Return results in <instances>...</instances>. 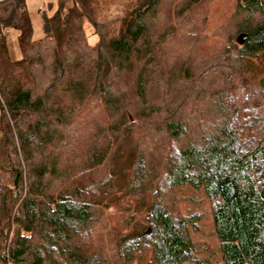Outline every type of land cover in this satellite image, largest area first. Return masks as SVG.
<instances>
[{"label": "trees", "instance_id": "trees-1", "mask_svg": "<svg viewBox=\"0 0 264 264\" xmlns=\"http://www.w3.org/2000/svg\"><path fill=\"white\" fill-rule=\"evenodd\" d=\"M113 1L56 0L50 16L41 12L42 38L37 41L31 39L24 0L0 3V28L17 32L20 53L19 59L11 60L6 40H0V172L11 176L9 186L0 185V250L19 199L15 222L36 235L38 242L33 248V237L16 233L6 255L0 254V263L43 264L48 256L51 264H100L81 243L82 231L95 224L93 206L108 200L107 207L119 199L115 195L109 199L110 194L127 196L139 189L147 194L137 201L139 209L127 206L129 219L123 224L132 222V229L118 240L124 264L133 260V253L141 256L144 251L150 253L151 264H201L187 234L192 224L159 200L165 190L184 186L200 189L212 203L210 214L223 264H264V98L255 92L264 89V72L255 75L258 62L250 60L264 55V0H237L235 11L244 19L231 42L236 57L230 58L227 72L219 73L223 86L210 91L209 85L199 83L195 101L188 105L181 102H185L184 85L194 80L192 70L182 62L167 73L163 33L152 38L146 24L160 0H134L132 9L105 21L106 6ZM85 25L96 38L93 44L88 43ZM241 34L245 38L238 45ZM41 42L49 51L50 74L38 92L33 68L40 59L31 52ZM225 54L228 58L231 53ZM164 74L169 79L165 87L172 86L179 101L160 109L149 103L148 87L165 82ZM247 76L253 77L250 83ZM86 100L103 105V124L92 138H84L81 163L61 160L63 147L59 145L61 154L55 152L60 135L75 115L73 106L82 108ZM199 105H208L206 111L197 113ZM190 114L196 122L215 119L202 130L204 125L191 124ZM135 128L162 132L160 142L183 144L173 149L168 161L169 149H153L151 163L137 146L124 148ZM40 156L49 161L41 162ZM116 159L126 162L111 168L108 177L98 172L102 179L93 182L88 173H96L104 162L115 164ZM158 159L165 160L160 174ZM22 165L28 182L21 198ZM85 170L88 178L81 184L79 171ZM45 175L61 179V188L52 190L43 181ZM146 195L154 201H146Z\"/></svg>", "mask_w": 264, "mask_h": 264}, {"label": "rangeland", "instance_id": "rangeland-1", "mask_svg": "<svg viewBox=\"0 0 264 264\" xmlns=\"http://www.w3.org/2000/svg\"><path fill=\"white\" fill-rule=\"evenodd\" d=\"M236 2L237 0H160L158 6L155 8L153 16L151 17L148 15L146 24L149 27L150 33L153 34L152 38H157V36L162 33L164 36L163 41L166 43L165 47L167 46L165 54L166 59H164L165 71L167 73L169 70L173 71V68L179 67L182 62H184L187 68L193 71L190 72V75L194 76V80L190 81V83H186L183 88L185 102H181L182 105L195 101L194 98H196V94L198 93L196 88L199 86V83L209 85L208 90L210 91L213 90V87L217 88L223 86L220 85V83L223 82L224 78L219 76V73L220 71L227 72L230 58L236 57L235 51L231 49V42L237 34L235 32L236 28L239 27L241 20L244 19L242 15L235 11ZM134 5V0H114L111 5L106 6L107 14L104 20L107 21L119 18L128 10L132 9ZM25 6L28 11H42L46 16H50L56 10L57 3L56 0H25ZM38 18L39 17L32 19L33 24ZM84 27L88 35V43H95L96 38L91 34V28L86 27V25ZM16 37L17 32L13 29L10 30L9 38L6 40V47L11 60L20 58ZM41 38L42 35L40 33V39ZM227 51L231 53L228 58H226L227 54H225ZM34 53H36L40 59L33 68L35 77L34 89L38 92H42L49 80V51L45 49L44 43L41 42L40 45H35V49H33V53L31 52V54ZM250 60L254 63L258 62L253 71V73H256H254L255 75L264 72V55L260 56L257 60L254 58H250ZM205 68L209 69L206 70ZM204 69L206 71H204ZM164 76L165 82L161 80L152 82L148 87L149 103H154V105L160 109H163L166 105L176 104V102L179 101L177 95L174 94L173 87H165L169 79L167 75L164 74ZM198 76L202 79L197 78ZM252 78L253 77L247 76L246 81L250 83ZM190 87L194 88V91L190 92ZM179 88L178 86L176 90H179ZM255 92L258 95L261 94L260 96L264 98V89L261 91L256 89ZM205 97H207L206 93ZM261 104L263 105L264 102H261ZM207 106L208 105H199L197 107V113L205 112ZM83 107L78 109L73 106L75 115L70 118L68 127H66L60 135L61 139L58 137V139H60L58 141L60 144L56 146L55 152L58 151L56 152L57 154L62 153L59 145L63 147L65 151V153L60 156L61 160H77V162L81 163L84 160V155L82 153L85 150V145H83L84 140L86 137L94 135L95 129L101 127L103 124V115L105 114L102 112L103 105L99 101L86 100ZM184 108L183 106V109ZM182 113L184 114V112ZM182 113L181 118L184 119ZM127 115L129 117V122H132L130 115L128 113ZM192 116L193 115L190 114L188 118L191 124L194 125L193 122H195L197 125H204L202 130L215 119L210 117L211 120L209 122L208 119H206L205 122L196 119V122L192 121ZM262 116L264 117V114H262ZM161 135H163L162 132H157L155 130L135 128L132 141L129 143L125 141L123 145L124 148L128 146H137L140 151H143L144 155L148 156L147 160L151 163L155 161V155H152L153 149H165L166 152L169 149L167 153L168 161L174 154L173 149L183 143H175L170 139L160 142L159 139ZM99 140L100 137L97 138L95 144L99 145ZM73 157L74 159H72ZM18 158L19 162L23 163L21 155L18 154ZM42 158L43 156H40L41 162L49 161ZM1 162H5V160L1 158ZM125 162L126 160L123 159H116L115 164L111 162L106 164L104 162V164L96 168V173H94V171L88 173L87 170L79 171V182L83 184L87 181L88 177L85 176L86 172L92 175L90 177L93 182H99L102 179V173L97 174L98 172L102 171L103 174L108 177V171L109 173L112 172L111 168L120 167L121 164ZM164 163V159H158L159 174L163 170ZM3 165L6 166L7 164L3 163ZM25 168V165L19 168L24 176L21 198L26 192L28 182L27 170ZM10 181L11 176L8 173L0 172V185L9 186ZM43 181L50 183L52 190L58 191L61 188V179H51L49 176L45 175ZM52 190L51 192H53ZM145 194L147 193L140 194L139 189H136L127 196H123L122 193H114L110 194L108 198L111 199L114 195L116 197L118 196L119 199L115 204L111 201V203L105 207L104 205L108 200H104L101 204L93 206V209L96 210L95 224L82 231L81 243L85 245V249L89 251L91 255H95L100 264H124L120 259L118 240L125 234V231L132 229V222L129 225L123 224V220L129 219L130 211L127 210V206L131 205L133 207L132 210H134V207L139 209L137 201H139L141 197L144 198ZM1 196L2 194L0 193V198ZM145 200L148 202L154 201L149 195H146ZM159 200L169 205L172 213L188 220L189 224H192L188 226L187 234L194 249L195 258L200 261L201 264H223L210 214L212 203L205 199L202 191L200 189L184 186L172 187L165 190L163 196H160ZM20 202L21 199H19L13 207L10 213L11 218L8 220V226L4 229L3 234L6 239L5 246L3 247L4 249L2 248L0 250V254H4V256L16 233L22 237H33L31 241V246L33 248L38 245V242H36V235L32 236L31 233L24 232L15 222V217L18 213L17 207ZM127 203L129 205H127ZM5 206H8V202H6ZM146 234V236L149 235L148 229ZM46 257L43 258L42 263L51 264ZM149 261L150 253L144 251L141 256L137 253H133V260L129 264H151Z\"/></svg>", "mask_w": 264, "mask_h": 264}, {"label": "crops", "instance_id": "crops-1", "mask_svg": "<svg viewBox=\"0 0 264 264\" xmlns=\"http://www.w3.org/2000/svg\"><path fill=\"white\" fill-rule=\"evenodd\" d=\"M24 5H25V0H24ZM26 7V6H25ZM26 10H27V8H26ZM27 12H28V17H29V20H30V24H31V27H32V41H37V40H39L40 39V29H41V12L42 11H28L27 10ZM37 17H39L38 18V20L37 21H35V23L33 24V21H32V19L34 18H37Z\"/></svg>", "mask_w": 264, "mask_h": 264}, {"label": "built area", "instance_id": "built-area-1", "mask_svg": "<svg viewBox=\"0 0 264 264\" xmlns=\"http://www.w3.org/2000/svg\"><path fill=\"white\" fill-rule=\"evenodd\" d=\"M9 0H0V3L6 2ZM10 31L4 28H0V40H7L9 38Z\"/></svg>", "mask_w": 264, "mask_h": 264}, {"label": "water", "instance_id": "water-1", "mask_svg": "<svg viewBox=\"0 0 264 264\" xmlns=\"http://www.w3.org/2000/svg\"><path fill=\"white\" fill-rule=\"evenodd\" d=\"M245 36L243 34L239 35L237 37V44L241 45L242 41L244 40Z\"/></svg>", "mask_w": 264, "mask_h": 264}]
</instances>
